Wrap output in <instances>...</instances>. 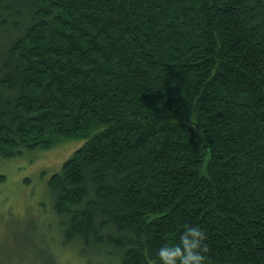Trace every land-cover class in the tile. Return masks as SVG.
Listing matches in <instances>:
<instances>
[{"label":"trees","instance_id":"obj_1","mask_svg":"<svg viewBox=\"0 0 264 264\" xmlns=\"http://www.w3.org/2000/svg\"><path fill=\"white\" fill-rule=\"evenodd\" d=\"M71 136L48 185L93 264H161L186 223L264 264V0H0V153Z\"/></svg>","mask_w":264,"mask_h":264},{"label":"rangeland","instance_id":"obj_2","mask_svg":"<svg viewBox=\"0 0 264 264\" xmlns=\"http://www.w3.org/2000/svg\"><path fill=\"white\" fill-rule=\"evenodd\" d=\"M83 142L71 136L47 149H25L12 157L0 153V264L97 262L93 252L81 253L80 241L65 242L48 185Z\"/></svg>","mask_w":264,"mask_h":264},{"label":"clouds","instance_id":"obj_3","mask_svg":"<svg viewBox=\"0 0 264 264\" xmlns=\"http://www.w3.org/2000/svg\"><path fill=\"white\" fill-rule=\"evenodd\" d=\"M176 242L164 243L157 250L161 264H207L208 234L198 224L186 223Z\"/></svg>","mask_w":264,"mask_h":264}]
</instances>
